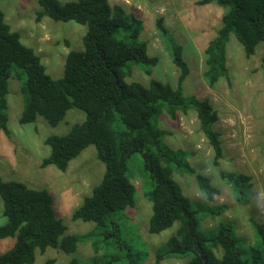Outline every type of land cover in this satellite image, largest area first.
Instances as JSON below:
<instances>
[{"label":"trees","instance_id":"trees-1","mask_svg":"<svg viewBox=\"0 0 264 264\" xmlns=\"http://www.w3.org/2000/svg\"><path fill=\"white\" fill-rule=\"evenodd\" d=\"M42 11L37 21L49 17L56 22H75L86 26L83 50L66 57L62 78L53 79L35 51L21 42L5 21L0 9V130L10 136L9 81L21 83L22 125L42 117L51 127L59 126L71 110H79L85 120L70 132L50 136L46 145L50 155L42 167L54 166L65 173L71 162L87 148L97 150L106 170L102 181L73 213L74 221L93 223L81 235L68 234L57 217L54 199L47 189L36 190L18 181H4L0 174V199L5 223L0 225V241L14 239V245L0 255V264H35L37 252L49 248L72 256L69 264H145L146 250L135 251L122 232L119 216L136 205L137 188L132 179L131 161L146 181L145 196L152 204L148 223L151 235H159L176 224L178 229L155 253L153 264L168 259L187 260L186 264H264V224L252 220L256 242L243 249L236 224L225 222L214 230L200 229L199 214L216 217L226 206L195 204L184 194L175 176L195 178L202 195L210 202L221 192L211 178L199 173L190 163V154L173 149L167 139L172 133L161 127L167 114H195L201 132L213 152L212 164L220 178L234 193L236 202L250 204L254 197L252 177L221 170L225 157L221 134L215 130L218 114L209 100L186 95L185 83L191 70L183 48L164 19L157 20L159 36L178 69L176 86L152 79L146 86L131 80L133 68L153 75L159 59L148 52L141 39L144 22L124 5L110 0H40ZM217 4L226 10L217 35L205 50L204 77L215 87L229 75L227 47L234 37L247 57L255 55L264 43V0H200L198 6ZM139 162V160H138ZM80 243H90L92 256H74ZM249 252V258L244 253ZM217 253L222 254L221 258ZM45 264H55L49 259Z\"/></svg>","mask_w":264,"mask_h":264},{"label":"rangeland","instance_id":"rangeland-1","mask_svg":"<svg viewBox=\"0 0 264 264\" xmlns=\"http://www.w3.org/2000/svg\"><path fill=\"white\" fill-rule=\"evenodd\" d=\"M40 0H0V9L5 21L13 32L21 37V42L33 49L41 58L47 73L53 79L62 78L66 57L71 51L83 50V36L87 27L75 22H56L49 17L37 21L42 11ZM72 2L75 0H59ZM200 0H110L111 4H121L144 22L141 39L148 43V52L159 59L148 76L137 66L133 68L131 80L148 85L152 79L176 86L178 69L173 64L165 44L157 30V20L164 19L166 27L173 33L183 48V56L191 70L185 83L186 95H194L209 100L218 114L215 130L221 134L225 157L221 170L244 173L252 177L254 197L249 205L236 202L230 187L220 178L215 169L213 152L201 132L195 114H179L171 119L167 114L161 118V127L172 135L167 143L173 149H183L190 154L191 165L201 174L211 178L221 194L213 202L200 192L192 176L176 175L184 194L197 206H226L222 214L207 217L199 214L200 229L214 230L221 223L234 222L241 246L247 249L256 242L252 220L264 224V43H261L252 57H247L243 46L232 37L227 47L229 75L215 87L205 80V50L217 35L226 10L217 4L198 6ZM21 83L9 81V124L10 136L0 130V174L4 181H18L36 190L47 189L54 199V210L68 228V234L81 235L94 228L93 223L74 221V211L82 205L87 196L102 181L106 167L98 159L97 150L90 146L68 170L63 173L54 166L43 168L42 163L50 155L46 140L50 136L65 135L78 123L85 120L79 110L68 112L65 120L57 127H51L39 117L33 124L22 125L23 112ZM139 160V162H138ZM136 163L131 161L132 179L137 188L136 205L119 216L124 238L132 242L135 251L146 250L149 257L145 264H153L156 251L176 233L178 225L159 234L151 235L148 223L152 204L145 196L146 181L140 175ZM5 223L3 204L0 199V225ZM14 239L0 241V255L14 245ZM90 243H80L77 256L86 259L92 256ZM221 258L222 254L217 253ZM250 253L245 252L244 258ZM72 256L61 250L49 248L45 253L37 252L35 264H45L52 259L55 264H69ZM187 260L168 259L163 264H186Z\"/></svg>","mask_w":264,"mask_h":264}]
</instances>
